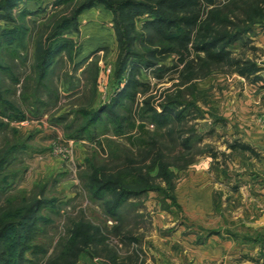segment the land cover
Returning <instances> with one entry per match:
<instances>
[{"label": "rangeland", "instance_id": "374dc122", "mask_svg": "<svg viewBox=\"0 0 264 264\" xmlns=\"http://www.w3.org/2000/svg\"><path fill=\"white\" fill-rule=\"evenodd\" d=\"M57 1L20 4L28 11L26 49L15 57L0 50V89L24 117L0 113V158L7 157L0 222L27 202L48 206L34 241L42 250L25 254V264H264L263 85L240 77L231 61L210 62L191 49L185 66L170 55L157 62L165 70L141 67L133 100L112 107L129 67L116 74L117 32L103 5L79 15L77 31L65 35L70 53L61 52L37 84L39 43L47 47L53 27L81 2ZM228 1H218L219 20L208 23L218 33L248 27L250 34L228 50L264 67V50L250 39L264 19L241 24L247 4L257 0H244L239 9ZM147 20L136 22L133 51L141 56L151 48L141 40ZM12 28L0 22V34ZM170 104L174 114L182 112L179 120L173 115L162 128L150 122L152 111L161 114ZM102 107L106 125L80 136L82 111ZM235 143L252 151L231 149ZM93 179L104 192L94 195ZM110 188L133 193L115 216L107 211L115 201ZM76 231L82 236L66 257Z\"/></svg>", "mask_w": 264, "mask_h": 264}, {"label": "trees", "instance_id": "16d2710c", "mask_svg": "<svg viewBox=\"0 0 264 264\" xmlns=\"http://www.w3.org/2000/svg\"><path fill=\"white\" fill-rule=\"evenodd\" d=\"M73 1L58 0L56 5H64ZM218 1L81 0L70 19L64 18L53 27L47 40L48 46L46 47L44 44L39 43L35 63L39 78L37 84H41L47 79L50 72L49 69L61 52L70 53L71 42L65 38V35L69 32L77 31L79 15L98 5H103L113 14L120 50L116 74H121L129 67L125 88L115 97L112 107L116 106L120 99L133 100L139 85L136 77L138 72H141V67L145 69L157 67V69L165 70L162 66L158 67L159 64L157 62L165 60L170 55H177L179 62L185 66L189 62L191 49L195 52L205 53L210 62L222 63L231 61V67L235 69L236 74L250 83L263 81L261 74L264 71V67L258 66L256 62L251 60L234 59L231 51L228 50L233 43L243 40L242 37L250 32L249 28L245 27L233 31V25H230L224 31L218 33L208 23L210 21L217 23L219 20L220 15L218 12H220V9L217 6ZM24 2L25 0H0V22L5 25L9 23L13 25L11 30H2L0 34V50H6L9 56L13 57L20 56V52L26 49L29 28L25 23L24 16H26L28 11L25 9H21V11L19 8L20 4ZM228 2H231L234 9H239L240 4L244 5V0H229ZM247 5L246 10L243 11L246 19L241 24L249 25L255 19H264V0L252 1ZM15 14L18 18H23L21 23L16 22L17 16ZM142 16H147L148 20L143 23V29L146 30L147 35L141 40L146 47H151L150 50L146 51L145 56L137 55L133 51V40L136 38V22ZM251 51L254 52L255 48H252ZM2 70L3 67L0 65L1 73ZM44 89H48V86ZM6 92L0 89V113L3 117L11 120H22L24 117L17 111V108L7 101ZM104 108L102 107L93 113L82 111L83 116L86 117L84 118V125L78 131L80 136L87 135V138H90L92 135L89 131L91 127L100 122L102 126L106 125V120L104 121L101 116ZM163 110L161 114H156L151 110L152 117L150 116V122L156 123L158 128H162L165 123L169 122L173 115H175L177 120L182 115V112L178 111L174 114L176 110L172 104L165 106ZM111 122V118L108 116L107 123ZM140 130L143 131V126L140 127ZM237 147L243 150H251L250 147L237 143L230 146L231 149ZM6 158V156L0 158V172L7 164ZM4 186V181L0 180V198L4 196ZM93 186H97L94 188V195L105 191L104 185L100 181L93 179ZM115 189L110 190L111 193L115 194V201L108 203L107 206V211L112 216H115L121 203L130 194H133L127 191L114 193ZM46 204L43 200L27 202L21 212L19 209L14 210L9 212V216L3 218L4 220L0 222V264H25V254L37 255L40 253L42 249L39 245H35L34 241L38 234L37 225L41 220L39 213L48 207H46ZM81 236L82 233L76 231L73 236V242L67 250L68 254L65 255L66 257H72V251L76 249L77 240ZM64 264L71 263L67 261Z\"/></svg>", "mask_w": 264, "mask_h": 264}, {"label": "crops", "instance_id": "0c3cea01", "mask_svg": "<svg viewBox=\"0 0 264 264\" xmlns=\"http://www.w3.org/2000/svg\"><path fill=\"white\" fill-rule=\"evenodd\" d=\"M250 33H248L247 34V36L249 35ZM253 34H251V36H252ZM250 38V37H249ZM251 39V41H252V44H254V46L256 47V48H258V47H260L261 49H263L264 50V27L263 28H260V29H258V30H256L255 31V35H254V38L252 37V38H250ZM255 43H256V45H255ZM254 47V48H255ZM255 48V49H256ZM264 81V80H263ZM263 81H260V83L258 82V83H254L253 85H258V84H260V85H263V87H264V83L262 84V82ZM250 83V82H249ZM249 147V146H248ZM251 149H252V146L250 147Z\"/></svg>", "mask_w": 264, "mask_h": 264}]
</instances>
